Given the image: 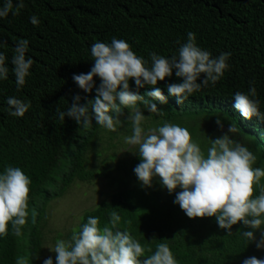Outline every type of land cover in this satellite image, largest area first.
Masks as SVG:
<instances>
[{
	"label": "trees",
	"instance_id": "obj_1",
	"mask_svg": "<svg viewBox=\"0 0 264 264\" xmlns=\"http://www.w3.org/2000/svg\"><path fill=\"white\" fill-rule=\"evenodd\" d=\"M24 2L19 16L10 13L0 18V41L4 44L0 51L5 53L9 68L8 78L0 80V174L9 165L20 167L32 183L28 222L20 236L13 234L11 225L8 234L0 236V264H16L18 257H26L29 264H44L48 233L55 234V245L58 239H70L74 229L64 233L48 230L52 204L64 199L77 182L94 183L102 177L113 179L121 189L108 201L86 211L75 229L87 223L90 216L99 217L103 227L109 222L110 212L116 211L122 218L118 225L121 230L130 231L142 245H151L153 251L156 243H168L178 264H243L251 256L264 259V249L257 248L255 242L248 244L236 234L241 229L250 230L242 222L233 226L232 235H227L215 217L189 218L174 203L176 193H169L158 177L151 187L143 186L134 172L141 162L138 154H127L123 159L116 152L109 159L104 158L101 168L89 170L94 160L91 152L103 155L106 150L96 147L104 134L111 132V141L132 134L128 121L131 109L122 108V123L116 131L99 126L94 116L87 128L67 116L62 123L57 116V107L66 111L75 95L88 99L96 96L95 88L91 93L84 92L73 80L74 74L88 73L93 67V43H110L113 38L126 40L150 64L152 52L168 58L178 55L187 33L192 32L198 46L213 57L230 52L229 68L215 85L209 83L184 104L177 103V97L167 90V85L181 82L175 72L157 85L167 98L166 104L146 96L151 85L137 89L135 81L130 80L134 92L164 111L162 117L152 114L144 101L138 102L137 107L149 116L142 127H158L163 120L176 123L188 128L205 152L210 146L209 138L227 133L256 155L254 167L264 168V121L257 117L245 119L234 107L233 97L236 92L248 93L254 86L255 99L260 101V111L264 113V0ZM32 15L38 17V26L30 22ZM20 39L29 41L26 58L30 57L33 65L26 84L18 89L11 59ZM203 78L204 74L198 82ZM100 83L96 77V87ZM8 97L30 102L31 107L23 117H13L9 114ZM81 103L86 101L82 99ZM218 119L223 128L217 124ZM231 123L237 128L234 134L228 132ZM33 210L37 213L35 223ZM256 237L261 238L260 231ZM153 238H157L155 242L151 241ZM53 253L56 264L57 254Z\"/></svg>",
	"mask_w": 264,
	"mask_h": 264
},
{
	"label": "clouds",
	"instance_id": "obj_2",
	"mask_svg": "<svg viewBox=\"0 0 264 264\" xmlns=\"http://www.w3.org/2000/svg\"><path fill=\"white\" fill-rule=\"evenodd\" d=\"M24 7V0H3L0 18H6L10 13L19 16ZM29 19L34 26L40 23L36 15ZM3 46L0 41V47ZM28 46L27 39L18 40L11 59L18 89L26 84L33 65V60L26 58ZM91 56L93 67L88 73L74 74L73 80L84 92L91 93L95 88V98L75 95L66 111L57 107L58 119L63 123L66 116L71 117L80 127L87 128L94 116L99 126L116 131L122 123V108L131 109L128 121L132 134L124 139L128 145L138 147L134 153L139 155L141 162L134 172L142 185L151 187L153 179L158 177L169 193H176L174 203L189 218L215 217L218 226L227 230V235H232L233 226L242 222L250 230L241 229L236 234L248 244L255 242L257 248L264 249V183H261L264 168L254 167L256 155L227 133L209 138L210 146L205 152L189 129L176 123L163 120L160 126L145 130L142 123L149 116L142 114L138 102L144 101L152 114L162 117L164 111L130 86V80L135 81L137 89L151 85L152 90L146 96L166 104L167 98L157 85L175 72L181 82L167 85V90L177 97V103L184 104L190 95L209 83L215 85L223 77L229 68L231 53L222 52L213 57L210 51L198 46L196 34L188 32L187 41L180 46L178 55L168 58L152 52L150 64L137 55L126 40L117 38L110 43H93ZM6 59L5 53L0 51V80L8 78ZM202 74L204 78L198 82ZM96 77L101 80L99 87L95 84ZM256 96L254 86L248 93L236 92L234 107L245 119L257 117L264 121ZM82 99L86 103H81ZM7 104L13 117H23L31 107L30 102L16 97H8ZM217 124L223 128L219 119ZM236 131L235 124L231 123L228 132L234 134ZM31 183L20 167L9 165L0 174V236L8 234L10 225L14 235H21L28 222ZM177 188L181 191L176 192ZM36 216L33 210L32 223L36 222ZM109 216V222L103 227L99 217L90 216L80 229L72 230L70 239H58L50 248L57 254L56 264H178L168 243H156L153 251L151 245H142L130 231L118 227L122 218L116 211L110 212ZM257 231L261 232L259 240ZM16 264L29 262L26 257H18ZM44 264H53L52 258L45 259ZM243 264H264V259L251 256Z\"/></svg>",
	"mask_w": 264,
	"mask_h": 264
},
{
	"label": "rangeland",
	"instance_id": "obj_3",
	"mask_svg": "<svg viewBox=\"0 0 264 264\" xmlns=\"http://www.w3.org/2000/svg\"><path fill=\"white\" fill-rule=\"evenodd\" d=\"M142 114L144 115V113ZM147 122L148 121L145 120L143 123L146 124ZM110 137L111 132H107L104 134L103 141L97 143L96 145L99 151L106 149L103 151V155H96L91 152L90 156L94 160L91 166H89V170L92 171L95 168H101V163L104 158L109 159V156L115 154L116 152L118 158L125 159L127 158V154H129V157H132L135 154L134 152L138 150L137 146L128 145L125 142V139L120 140L117 138L111 141ZM111 145H116L117 147L112 148ZM114 165H116V163H114ZM75 185L76 186L72 188L64 199L52 204L50 209V216H52V218L49 221L48 230L50 229L53 232L59 231L64 233L72 227L75 228L80 224L81 218L86 211L95 209L101 203L108 201L110 199V195H113L121 189V185L115 186V181L113 179H107L105 177L96 180L94 183L77 182ZM48 234V242L46 243V258H52L54 253L50 248L55 246L52 244L55 234H50V232Z\"/></svg>",
	"mask_w": 264,
	"mask_h": 264
}]
</instances>
